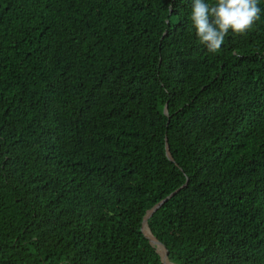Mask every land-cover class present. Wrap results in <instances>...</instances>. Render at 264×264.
Instances as JSON below:
<instances>
[{
  "label": "trees",
  "instance_id": "1",
  "mask_svg": "<svg viewBox=\"0 0 264 264\" xmlns=\"http://www.w3.org/2000/svg\"><path fill=\"white\" fill-rule=\"evenodd\" d=\"M191 4L0 0V264H264V0Z\"/></svg>",
  "mask_w": 264,
  "mask_h": 264
},
{
  "label": "clouds",
  "instance_id": "2",
  "mask_svg": "<svg viewBox=\"0 0 264 264\" xmlns=\"http://www.w3.org/2000/svg\"><path fill=\"white\" fill-rule=\"evenodd\" d=\"M259 0H192L190 19L208 52L217 53L231 31L245 34L260 19Z\"/></svg>",
  "mask_w": 264,
  "mask_h": 264
},
{
  "label": "water",
  "instance_id": "3",
  "mask_svg": "<svg viewBox=\"0 0 264 264\" xmlns=\"http://www.w3.org/2000/svg\"><path fill=\"white\" fill-rule=\"evenodd\" d=\"M166 112L168 111V109H167V107H166V110H165ZM167 149H169V145H168V138H167ZM186 184V183H185ZM174 193V192H173ZM173 193H171L169 196H167L166 198H164L161 202H158L153 208H151L149 211H148V213H147V215L144 217V221H143V225H144V223L145 222H147V219H148V216L151 214V213H153L165 200H167ZM151 233H152V231H151ZM153 234V233H152ZM154 235V234H153ZM156 237V236H155ZM149 239H150V241H151V243H152V239L149 237ZM156 241H157V243H159V244H162L158 239H157V237H156ZM163 245V244H162ZM164 246V245H163ZM166 249V248H165ZM158 251V250H157ZM159 252V251H158ZM160 253V252H159ZM160 255H161V259H162V261L165 263V264H167L166 263V258L160 253ZM165 256L166 257H168V253L167 252H165ZM168 259H169V257H168ZM170 260V259H169Z\"/></svg>",
  "mask_w": 264,
  "mask_h": 264
},
{
  "label": "bare ground",
  "instance_id": "4",
  "mask_svg": "<svg viewBox=\"0 0 264 264\" xmlns=\"http://www.w3.org/2000/svg\"><path fill=\"white\" fill-rule=\"evenodd\" d=\"M113 157H114V156H113ZM74 171H75V170H74ZM145 224H146V226L149 228V226H148V221L145 222ZM149 231H150V236H151V238H152L153 241L156 243V247H157V249H158V250L161 252V254L166 258L165 260L168 261V262L171 263V264H174V263L170 262V261L167 259V257L164 255L163 250L161 249L160 244L157 243L156 238H155L154 235L151 233V229H150V228H149Z\"/></svg>",
  "mask_w": 264,
  "mask_h": 264
}]
</instances>
